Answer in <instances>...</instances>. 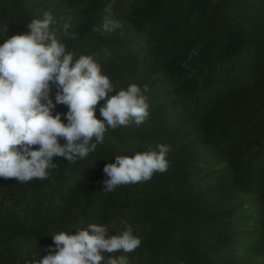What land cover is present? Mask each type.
Returning a JSON list of instances; mask_svg holds the SVG:
<instances>
[{"label": "trees", "instance_id": "1", "mask_svg": "<svg viewBox=\"0 0 264 264\" xmlns=\"http://www.w3.org/2000/svg\"><path fill=\"white\" fill-rule=\"evenodd\" d=\"M108 3L0 0V35L48 10L74 34L57 25V39L109 76L107 95L148 85L141 124L108 129L83 159L55 157L49 177L0 178V264L39 259L53 232L86 223L131 226L130 264H264V0H114L121 27L102 34ZM157 144L169 145L163 173L103 190L113 155Z\"/></svg>", "mask_w": 264, "mask_h": 264}, {"label": "clouds", "instance_id": "2", "mask_svg": "<svg viewBox=\"0 0 264 264\" xmlns=\"http://www.w3.org/2000/svg\"><path fill=\"white\" fill-rule=\"evenodd\" d=\"M112 3L109 0L104 7L102 34L121 27L112 16ZM57 25L65 37L74 38L68 22L48 10L30 19L26 31L8 35L6 29L0 35V178L23 183L49 177L56 167L55 157L67 162L83 159L103 143L108 129L139 125L148 116L144 94L148 85L129 83L107 95L116 89L109 76L92 54H77L57 39ZM52 86L56 92L50 97ZM58 104L66 105L67 111H56ZM97 110L101 119L95 115ZM168 151L169 145L157 144L155 149L134 151L130 156L113 155L102 169L103 190L163 173L169 165ZM50 237L53 243L44 254L25 264H130L129 257L120 253L134 252L141 244L129 225L109 234L105 224L86 223L55 231ZM114 250L119 254L108 255Z\"/></svg>", "mask_w": 264, "mask_h": 264}]
</instances>
